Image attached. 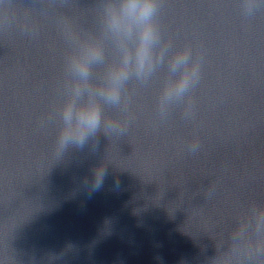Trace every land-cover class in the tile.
Returning <instances> with one entry per match:
<instances>
[{
    "label": "clouds",
    "instance_id": "obj_1",
    "mask_svg": "<svg viewBox=\"0 0 264 264\" xmlns=\"http://www.w3.org/2000/svg\"><path fill=\"white\" fill-rule=\"evenodd\" d=\"M163 0H98L95 31L79 32L68 22L63 33L68 45L64 57L62 100L55 112L59 127L55 153L62 157L69 150L95 153L100 137L126 134L127 128L109 115L110 110H126L130 82L147 86L161 71L155 100L161 118L183 104L202 78L203 57L190 46L174 48L163 41L158 16ZM245 15L264 7V0H243ZM191 115V108L185 116ZM199 144L189 151L195 153ZM107 176L101 163L85 177L89 194L101 190ZM119 186V181H115ZM214 196L209 188L207 197ZM234 251L242 262L259 264L264 258V206L252 205L246 217L233 230Z\"/></svg>",
    "mask_w": 264,
    "mask_h": 264
}]
</instances>
